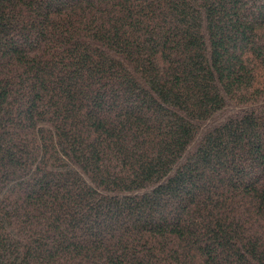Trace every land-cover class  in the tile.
Segmentation results:
<instances>
[{"label":"trees","instance_id":"1","mask_svg":"<svg viewBox=\"0 0 264 264\" xmlns=\"http://www.w3.org/2000/svg\"><path fill=\"white\" fill-rule=\"evenodd\" d=\"M0 264H264V0H0Z\"/></svg>","mask_w":264,"mask_h":264}]
</instances>
